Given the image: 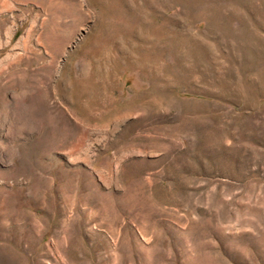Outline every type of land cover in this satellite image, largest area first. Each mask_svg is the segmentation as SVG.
I'll return each instance as SVG.
<instances>
[{
    "label": "rangeland",
    "instance_id": "rangeland-1",
    "mask_svg": "<svg viewBox=\"0 0 264 264\" xmlns=\"http://www.w3.org/2000/svg\"><path fill=\"white\" fill-rule=\"evenodd\" d=\"M0 264H264V0H0Z\"/></svg>",
    "mask_w": 264,
    "mask_h": 264
},
{
    "label": "bare ground",
    "instance_id": "bare-ground-1",
    "mask_svg": "<svg viewBox=\"0 0 264 264\" xmlns=\"http://www.w3.org/2000/svg\"><path fill=\"white\" fill-rule=\"evenodd\" d=\"M43 98H44V96H43Z\"/></svg>",
    "mask_w": 264,
    "mask_h": 264
}]
</instances>
